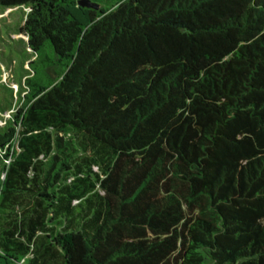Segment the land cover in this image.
I'll return each instance as SVG.
<instances>
[{"label": "trees", "instance_id": "16d2710c", "mask_svg": "<svg viewBox=\"0 0 264 264\" xmlns=\"http://www.w3.org/2000/svg\"><path fill=\"white\" fill-rule=\"evenodd\" d=\"M78 1L0 0L31 54L0 117L5 252L264 264V0Z\"/></svg>", "mask_w": 264, "mask_h": 264}, {"label": "rangeland", "instance_id": "374dc122", "mask_svg": "<svg viewBox=\"0 0 264 264\" xmlns=\"http://www.w3.org/2000/svg\"><path fill=\"white\" fill-rule=\"evenodd\" d=\"M82 7H75L73 12L80 19L86 18ZM23 12L20 9H12L4 12L0 8V117L9 118L17 110L18 95L17 84H21L26 74V67L31 54L27 50V37L21 33ZM14 88V89H13ZM19 94V92H18ZM3 122H0V126ZM2 162L0 159V171ZM1 180V177H0ZM6 208L0 205V264H28L14 259L15 253L5 252L2 245L3 216Z\"/></svg>", "mask_w": 264, "mask_h": 264}, {"label": "water", "instance_id": "95a60500", "mask_svg": "<svg viewBox=\"0 0 264 264\" xmlns=\"http://www.w3.org/2000/svg\"><path fill=\"white\" fill-rule=\"evenodd\" d=\"M78 6L85 7V8H94V9L98 8L97 5L91 3L89 0H79Z\"/></svg>", "mask_w": 264, "mask_h": 264}]
</instances>
